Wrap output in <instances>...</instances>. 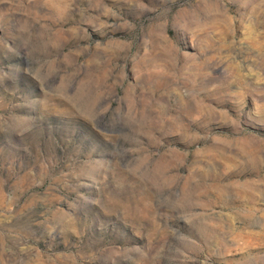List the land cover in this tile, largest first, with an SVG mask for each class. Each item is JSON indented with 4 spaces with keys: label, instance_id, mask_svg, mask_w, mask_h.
Wrapping results in <instances>:
<instances>
[{
    "label": "rangeland",
    "instance_id": "obj_1",
    "mask_svg": "<svg viewBox=\"0 0 264 264\" xmlns=\"http://www.w3.org/2000/svg\"><path fill=\"white\" fill-rule=\"evenodd\" d=\"M0 264H264V0H0Z\"/></svg>",
    "mask_w": 264,
    "mask_h": 264
}]
</instances>
